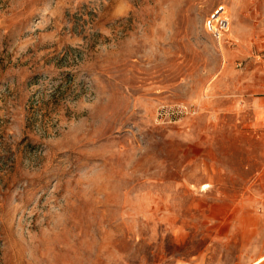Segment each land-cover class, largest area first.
Here are the masks:
<instances>
[{"label": "rangeland", "instance_id": "374dc122", "mask_svg": "<svg viewBox=\"0 0 264 264\" xmlns=\"http://www.w3.org/2000/svg\"><path fill=\"white\" fill-rule=\"evenodd\" d=\"M0 264H264V0H0Z\"/></svg>", "mask_w": 264, "mask_h": 264}, {"label": "built area", "instance_id": "2783aa9c", "mask_svg": "<svg viewBox=\"0 0 264 264\" xmlns=\"http://www.w3.org/2000/svg\"><path fill=\"white\" fill-rule=\"evenodd\" d=\"M229 24L224 6L218 7L206 20L207 30L217 38H220L222 33L228 29Z\"/></svg>", "mask_w": 264, "mask_h": 264}, {"label": "crops", "instance_id": "0c3cea01", "mask_svg": "<svg viewBox=\"0 0 264 264\" xmlns=\"http://www.w3.org/2000/svg\"><path fill=\"white\" fill-rule=\"evenodd\" d=\"M233 16V15H232ZM235 17L233 16V22H234V27H235V25H236V22H235V19H234ZM234 27H233V30H232V32H231V35H233V31H234ZM232 38H234V39H236V41H238L239 39H238V37L237 36H235V35H233V37ZM240 41V40H239Z\"/></svg>", "mask_w": 264, "mask_h": 264}]
</instances>
